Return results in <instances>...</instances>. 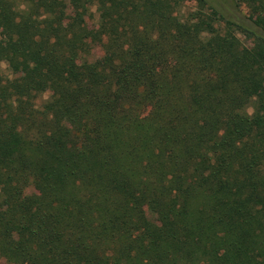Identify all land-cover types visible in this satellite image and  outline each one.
I'll return each mask as SVG.
<instances>
[{"label": "trees", "instance_id": "trees-1", "mask_svg": "<svg viewBox=\"0 0 264 264\" xmlns=\"http://www.w3.org/2000/svg\"><path fill=\"white\" fill-rule=\"evenodd\" d=\"M184 1L0 0L7 264H264V0Z\"/></svg>", "mask_w": 264, "mask_h": 264}, {"label": "rangeland", "instance_id": "rangeland-1", "mask_svg": "<svg viewBox=\"0 0 264 264\" xmlns=\"http://www.w3.org/2000/svg\"><path fill=\"white\" fill-rule=\"evenodd\" d=\"M195 2L193 0H189V1H184L180 4L178 10L175 12L179 17H181L183 14H185L186 12L192 10L194 8ZM90 11L93 15V17L95 18L97 16L96 11L94 10V7L92 6L90 8ZM242 13L245 11L244 9H241ZM240 41L245 44V45H249L250 42L246 39H243V37L240 35L239 36ZM0 75L5 76L8 75L9 76V71L7 70L5 63L4 62H0ZM48 93L44 92L43 94H41L40 96H38L36 98V103L39 104L42 100H44L47 97ZM247 112L251 111V107L248 106L246 108ZM0 264H7L2 258L0 259Z\"/></svg>", "mask_w": 264, "mask_h": 264}]
</instances>
